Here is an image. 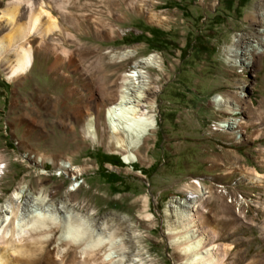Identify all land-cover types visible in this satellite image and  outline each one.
<instances>
[{"label":"rangeland","instance_id":"obj_1","mask_svg":"<svg viewBox=\"0 0 264 264\" xmlns=\"http://www.w3.org/2000/svg\"><path fill=\"white\" fill-rule=\"evenodd\" d=\"M8 1L0 0V10ZM45 1L60 4L46 7L57 27L38 42L30 70L9 81L0 65V203L20 187L50 203H83L101 230L115 228L121 245L114 254L124 264H180L167 239L166 207L171 199L186 200L181 189L200 179L205 224L222 236L218 244L231 245L227 263L264 264V209L257 206L264 187L241 178L243 171L264 176V47L253 35L261 24L248 17L264 0ZM2 25L0 36H7ZM37 39L29 38L34 46ZM251 48L260 52L252 60ZM116 49L129 53L116 62ZM77 51L91 53L78 67L84 84L72 64ZM99 54L102 66L86 67ZM57 55L63 60L53 67ZM148 55L159 65L142 69L161 88L156 126L140 148L142 159L124 164L83 138L71 107L91 106L86 81L95 85L103 78L115 91L118 76ZM215 94L240 100L235 116L247 125L239 140L214 129L215 122L235 117L221 110L223 102L214 105ZM38 153L65 158L82 173L40 164ZM112 156L120 166L103 162ZM72 184L79 187L72 191ZM64 251L78 254L79 248Z\"/></svg>","mask_w":264,"mask_h":264},{"label":"bare ground","instance_id":"obj_2","mask_svg":"<svg viewBox=\"0 0 264 264\" xmlns=\"http://www.w3.org/2000/svg\"><path fill=\"white\" fill-rule=\"evenodd\" d=\"M51 3L56 4L45 0H10L6 8L0 10L2 26L8 31L7 36H0V65L7 69L6 78L9 81L22 77L30 70L38 42L41 43L40 40L57 27L52 12L46 8L51 7ZM63 3L65 5L67 1ZM57 5L60 7V4ZM18 14L24 15L23 23L17 21ZM248 17L250 24H261L257 32L252 33L264 47V4ZM152 19L160 21L156 14ZM34 36L39 39L34 41L35 46L29 40ZM251 51V60L260 53L256 48ZM128 53L127 49H116L111 57L119 62ZM75 54L72 64L82 80L83 69L78 67L85 65L87 54L91 56V53L89 51L83 55L77 51ZM101 59L102 55L99 54L86 67L102 66ZM62 60V55H57L53 67ZM152 68H159L154 55L136 61L131 69L118 76L115 91L110 90L111 85L103 78L97 80L95 85L86 81L87 91L92 97L91 106L84 111L74 102L75 105L71 107L81 119L83 138L118 154L124 164H133L142 159L140 148L148 145L149 136L155 130L156 94L161 88L157 81L145 79L142 70ZM211 101L216 106L223 102L221 110L230 115L235 116L242 110L238 98L225 100L220 94H215ZM245 125L246 120L235 116L215 122L214 129L239 140ZM36 158L38 163L51 162L67 174H81L83 170V167H73L65 158L54 159L42 153H38ZM2 169L0 166V173ZM241 178L246 183L264 187V176L257 172L243 171ZM78 187L79 184H72L71 190L75 191ZM201 187L200 179L193 178L181 189L188 194L186 200H170L166 207L168 242L180 264H228L227 254L231 245L218 244L217 240L222 236L218 237L217 230L215 232L205 224V209L201 205L204 192ZM24 192L23 188H16L9 198L0 203V264H124L114 254L121 245L116 238L115 228L108 226L101 230L96 221L89 217V208L85 204L50 203L40 192L28 195H24ZM22 198L24 201L20 203ZM257 206L264 209V201H257ZM150 217V214L145 215L147 219ZM101 225H104V220ZM51 244H54V248H49ZM66 246L78 247V254L65 252Z\"/></svg>","mask_w":264,"mask_h":264},{"label":"trees","instance_id":"obj_3","mask_svg":"<svg viewBox=\"0 0 264 264\" xmlns=\"http://www.w3.org/2000/svg\"><path fill=\"white\" fill-rule=\"evenodd\" d=\"M245 1H247V0H244V2ZM152 32H154V30H152ZM103 162H108V163H111V164L117 165V166H120L121 165V162L119 160V157H115V156L109 157L108 159L104 160ZM113 176L116 177L117 175L113 174ZM111 182L112 183H115V182H117V179L114 180V181H111Z\"/></svg>","mask_w":264,"mask_h":264}]
</instances>
